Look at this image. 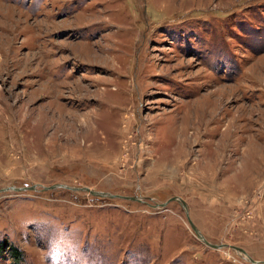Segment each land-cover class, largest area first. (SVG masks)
Masks as SVG:
<instances>
[{"label":"rangeland","instance_id":"1","mask_svg":"<svg viewBox=\"0 0 264 264\" xmlns=\"http://www.w3.org/2000/svg\"><path fill=\"white\" fill-rule=\"evenodd\" d=\"M0 264H264V0H0Z\"/></svg>","mask_w":264,"mask_h":264},{"label":"water","instance_id":"2","mask_svg":"<svg viewBox=\"0 0 264 264\" xmlns=\"http://www.w3.org/2000/svg\"><path fill=\"white\" fill-rule=\"evenodd\" d=\"M57 185H58V184H57ZM61 185H62V184H61ZM54 186H56V185H51V186H49V187H54ZM62 186H66V185L63 184ZM67 187H68V186H67ZM86 189H89V188L86 187ZM90 192L93 193V194H97V195H109V196H118V195H119V194L109 193V192L101 191V190H90ZM125 197L134 198V199H139L137 196H133V195H132V196H125ZM172 199H176V200L180 201L181 204H182L183 206L186 205V201H185L182 197H180V196H172V197H170L168 200H172ZM168 200H166V202H167ZM166 202H162L161 204L163 205V204H165ZM187 217H188V220H189V222H190L191 227L193 228V230L195 231V233L197 234V236H198L199 238H202L206 243L210 244V245L213 246V247H220V246L222 245V244L211 243V242H209L207 239H205L204 236H203V234L200 232L199 228H198V227L194 224V222L190 219L188 213H187ZM231 246H233L234 248H236L239 252H242V253H245V254H246V251L244 250V248L239 247V246H234V245H231ZM250 260H252V261H254V262L256 261V260H254V259H252V258H250Z\"/></svg>","mask_w":264,"mask_h":264},{"label":"bare ground","instance_id":"3","mask_svg":"<svg viewBox=\"0 0 264 264\" xmlns=\"http://www.w3.org/2000/svg\"><path fill=\"white\" fill-rule=\"evenodd\" d=\"M232 135L231 136H233V133H231ZM230 140V139H229ZM233 144V143H232ZM185 207V209H187V204L184 206Z\"/></svg>","mask_w":264,"mask_h":264},{"label":"trees","instance_id":"4","mask_svg":"<svg viewBox=\"0 0 264 264\" xmlns=\"http://www.w3.org/2000/svg\"><path fill=\"white\" fill-rule=\"evenodd\" d=\"M14 257H17V255L14 253V254H12Z\"/></svg>","mask_w":264,"mask_h":264}]
</instances>
